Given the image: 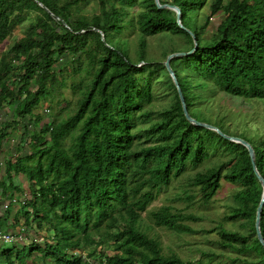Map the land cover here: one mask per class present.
<instances>
[{
    "label": "trees",
    "instance_id": "16d2710c",
    "mask_svg": "<svg viewBox=\"0 0 264 264\" xmlns=\"http://www.w3.org/2000/svg\"><path fill=\"white\" fill-rule=\"evenodd\" d=\"M87 1L0 0V46L28 21L22 35L0 53V110L10 112L9 121L0 123V134L20 121L26 134L21 139L28 137L22 154L3 162L0 156V194L11 199L13 192L27 191L11 220L0 215V228L14 227L22 218L25 229L43 238L41 244L0 246V264H84L71 252L85 248L99 264L102 258L105 264H201V259L191 263L165 251L159 239L147 233L150 225L189 233L192 229L184 220L199 217L167 204L147 208L156 190L183 177L187 167L204 162L209 165L183 182L195 189L197 204L212 200L221 179L237 186L219 222L237 228H217L218 260L264 264V249L254 231L261 186L247 150L188 122L163 62L145 61L144 52L148 35H181L186 52L193 41L185 29L193 34L196 48L180 56L185 58L186 76L173 69L179 57L169 60L192 118V93L208 85L241 99L264 98V0H158L178 7L183 28L173 10L157 8L153 0H96L98 11L90 15L82 13ZM125 7L136 9L134 60L126 42L120 41L123 30L133 25L131 17L124 19ZM217 14L222 17L208 29L209 18ZM162 68L171 99L160 110L144 111L154 98L151 79ZM64 77L78 94L74 109L45 123L38 109H44L42 102L48 103V110L66 101ZM28 126L31 132H26ZM235 137L250 144L264 180V134L252 144ZM141 138L144 142H134ZM15 175L24 176L26 186L15 183ZM145 211L151 224L142 222ZM259 231L264 240V201ZM205 255L207 264L216 262V254Z\"/></svg>",
    "mask_w": 264,
    "mask_h": 264
},
{
    "label": "rangeland",
    "instance_id": "374dc122",
    "mask_svg": "<svg viewBox=\"0 0 264 264\" xmlns=\"http://www.w3.org/2000/svg\"><path fill=\"white\" fill-rule=\"evenodd\" d=\"M124 10L127 15L124 19L129 17L132 18V27H127L123 30L121 35V43L126 42L127 46H124L130 59L134 60L136 55V44L139 37V33L136 31L134 24L135 21V10L125 7ZM98 11V4L96 0H88L87 3L82 8V13L90 15L93 12ZM221 14L214 15L209 18L210 23L208 29L214 28L221 18ZM27 20L22 22L19 26L15 27L11 34L1 42L0 53L3 52L7 47H9L13 41L17 40L23 33L24 27L27 25ZM181 35L170 34L169 32H159L153 35H148L145 37V61L158 63L163 62L165 57L164 54H169L173 52H184L185 45L183 44ZM119 41V42H120ZM183 57V56H181ZM179 57L173 63V69L180 75L186 76V68L184 59ZM142 64V62L137 65ZM165 70L159 69L158 73H155L151 79V91L154 98L151 103L143 107L144 111L152 110L157 111L166 107L171 99L170 89L166 85L164 79ZM65 86H62V98L66 101L61 102L55 108L46 110L48 103L42 102L41 111L43 116V122L49 123L50 117L55 116L58 120L61 117L66 116L68 113L74 109V99L77 97V92H73L71 86H69L70 79L64 77ZM74 81H78L74 77ZM209 88H198L194 90L196 95L200 96L197 100L195 94L189 102V112L190 114L199 121L206 124H213L222 129L225 133L246 138L251 144L254 143V139H258L264 134V98H249L241 99L237 96L227 94L215 87L208 85ZM60 109V111H58ZM1 111V110H0ZM3 113L0 116L1 122L9 121L10 112L3 107ZM2 124V123H1ZM145 126L148 123L144 124ZM10 127L6 128L2 134H0V149L1 151V161L3 162L7 156H13L17 154H22L25 151V143L28 141V137L25 140L21 139L23 133V123L17 121ZM26 132H31L30 126L27 127ZM26 136V134H23ZM22 135V138H23ZM144 142L143 138L140 140L135 139L134 142ZM147 143V142H145ZM212 155L210 159H214ZM209 163L204 162L202 166H208ZM202 166L197 167H187L186 171L183 173V177H178L170 180L167 185L162 186L155 191V198L149 204L147 210L154 209L160 205H171L174 209H180L183 212H190L197 219H185L184 222L192 229L189 233H177L174 231H168L166 229L154 227L150 225V229L147 231L148 234L156 237L161 242V245L165 251H173L178 254L182 259L187 262L193 263L197 259H201V264H207L205 262L207 251H211L214 256L215 261H211L210 264H221L225 262V258H220L218 260L217 256L220 254L218 246L215 240L218 238L217 228L219 226L223 228H234L236 224H229L228 222L219 223L220 216L227 212L228 206L232 204L231 194L237 188L236 185L231 184L223 179L220 180V187L216 191L212 200L207 205L197 204V193L195 189L189 188L188 184L185 183L195 170H199ZM188 177V178H187ZM15 183L19 186H26L24 176L15 175L13 177ZM185 195H191L192 198L187 201L184 199ZM27 196V191L21 193L13 192L12 201L9 203V198L2 196L0 194V215L9 218L13 215L17 209L22 198ZM7 204V207H3ZM142 222L148 225L151 222L146 216V211L141 214ZM22 218L17 219L21 223ZM142 225L141 227H143ZM4 226V225H3ZM23 226V225H21ZM5 229L6 226L0 228ZM28 232L26 238H31V234H36L35 237H40L38 233L33 229H25L23 226L22 232ZM38 235V236H37ZM40 243V242H38ZM11 244H3L1 247H8ZM105 252L109 249L106 245L104 246ZM84 249L83 252L85 253ZM73 253V252H72ZM76 253V251H74ZM232 255V254H230Z\"/></svg>",
    "mask_w": 264,
    "mask_h": 264
},
{
    "label": "water",
    "instance_id": "95a60500",
    "mask_svg": "<svg viewBox=\"0 0 264 264\" xmlns=\"http://www.w3.org/2000/svg\"><path fill=\"white\" fill-rule=\"evenodd\" d=\"M153 3L155 4V6L157 8H168V9L173 10L174 13H175V21H176L177 25L180 28H183L182 25L180 24V12H179V9H178L177 6L169 5V4H160L158 2V0H153ZM52 17L55 18V16H52ZM185 31L190 34V36L192 38V41H193V47L190 50L186 51V52H173V53L167 54L165 59H164V61H163V65H164L168 75L170 76V78H171V80L173 82V85L175 86V89H176V92H177V96H178V99H179V102H180L181 110H182V113H183L185 119L188 122H190V123H192L194 125L214 130L221 137H223V138H225L226 140H229V141L240 143L247 150V154L249 156V160H250V164H251V168H252L253 174L255 175L257 181L259 182V184L261 186V196H260L258 205L256 207L255 217H254V231H255V236H256L257 241L260 243V245L264 249V240L262 239V236H261L260 231H259V215H260L261 205H262V203L264 201V180L262 179V177L260 176V174L257 172V170L255 168L254 155H253L252 147L250 146V144L247 141H245V140H243V139H241L239 137L226 135V134L222 133L221 131H219L216 127L211 126V125L206 124V123H203V122H199V121L195 120L194 118L190 117L188 115V113H187V110H186V107H185V103H184L182 94L180 92V88L178 86V83H177V80L175 78V75H174L173 71L171 70V68L169 66V60L172 57H180V56L188 55L192 51H194V49L196 48V43H195V39H194L193 34L187 29H185ZM100 38L102 39V36H100Z\"/></svg>",
    "mask_w": 264,
    "mask_h": 264
},
{
    "label": "clouds",
    "instance_id": "9594fccd",
    "mask_svg": "<svg viewBox=\"0 0 264 264\" xmlns=\"http://www.w3.org/2000/svg\"><path fill=\"white\" fill-rule=\"evenodd\" d=\"M12 201V198L9 199V203H7L8 205H10V202ZM7 204H5V208L7 207ZM4 207V206H3ZM13 216V215H12ZM11 216V217H12ZM11 217L9 216V220H11ZM22 224L19 222L18 225L11 227L10 225L6 226V228L4 229H0V232L2 234H9L12 236V240L10 242H0V246H2L3 244H11V245H16V246H21V245H26L29 244L32 241H36L37 243L42 241V236L41 237H35L34 234H31V238H26L25 236L28 235V232H22L23 230V226H21ZM86 249V248H85ZM76 253H74V251H72V254H78L81 257L82 262H84V264H99V262L97 261V259L91 258L89 256H87V250L85 253H81L84 251V249H82L81 251H77L75 250ZM108 251V250H107ZM101 264H105V260L102 258Z\"/></svg>",
    "mask_w": 264,
    "mask_h": 264
},
{
    "label": "built area",
    "instance_id": "2783aa9c",
    "mask_svg": "<svg viewBox=\"0 0 264 264\" xmlns=\"http://www.w3.org/2000/svg\"><path fill=\"white\" fill-rule=\"evenodd\" d=\"M5 207V204L3 205ZM12 240V236L9 235V234H2L0 232V242H10ZM91 264H94V263H91Z\"/></svg>",
    "mask_w": 264,
    "mask_h": 264
},
{
    "label": "crops",
    "instance_id": "0c3cea01",
    "mask_svg": "<svg viewBox=\"0 0 264 264\" xmlns=\"http://www.w3.org/2000/svg\"><path fill=\"white\" fill-rule=\"evenodd\" d=\"M2 110H3V109H2ZM2 110L0 111V116H1V114L3 113V111H2ZM3 121H4V120H3ZM0 123H1V120H0Z\"/></svg>",
    "mask_w": 264,
    "mask_h": 264
}]
</instances>
